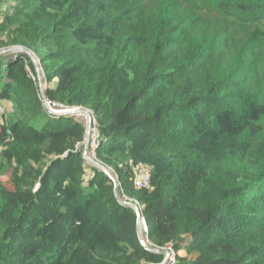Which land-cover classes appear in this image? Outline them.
I'll return each instance as SVG.
<instances>
[{
  "label": "trees",
  "instance_id": "16d2710c",
  "mask_svg": "<svg viewBox=\"0 0 264 264\" xmlns=\"http://www.w3.org/2000/svg\"><path fill=\"white\" fill-rule=\"evenodd\" d=\"M13 47L49 101L93 114V155L149 247L264 264V0H0ZM0 104V264L163 261L84 159L85 124L47 112L26 54L0 55Z\"/></svg>",
  "mask_w": 264,
  "mask_h": 264
},
{
  "label": "water",
  "instance_id": "95a60500",
  "mask_svg": "<svg viewBox=\"0 0 264 264\" xmlns=\"http://www.w3.org/2000/svg\"><path fill=\"white\" fill-rule=\"evenodd\" d=\"M7 51H9V52H20V53L26 54L27 56H29L31 58V60L35 64L38 85H39V89L41 92V98L46 99L47 94H46V88H45V83H44V79H43V72H42V69L40 66V62L37 59V57L35 55H33L32 52H30L28 49H26L24 47H13V48L8 49ZM7 51L0 52V55L6 53ZM80 110H82V111H80ZM47 112L50 115L56 116V117L79 116L82 114H84L85 116L88 117L87 134H86V139L83 143V157H84V159L93 167H96L99 170H101L102 172H104L109 177V179L113 182L115 197L118 200V202L120 203V205L125 206V207H130L136 212V215L138 218L139 240H140L141 245L145 248V250L152 253V254L163 255L165 259L168 258L170 255L169 251L164 250V249H158L155 247H149L147 245V242H145V240L143 239L142 234L140 233V227H141V224L143 223L145 225L147 231H148L147 223L144 219H142L140 208L136 202H134V201H132L126 197L121 198L118 195L117 189H118V185H119V178L107 166H105L98 159H96L95 155H93L94 158L89 155L90 151L88 148L90 146V133L92 130V124H93V120H94L93 114L90 112V110H87L85 108H78V109L71 110L70 112L60 113L57 115L51 114L48 110H47ZM149 264H154V263H149ZM159 264H164V263L162 262Z\"/></svg>",
  "mask_w": 264,
  "mask_h": 264
},
{
  "label": "built area",
  "instance_id": "2783aa9c",
  "mask_svg": "<svg viewBox=\"0 0 264 264\" xmlns=\"http://www.w3.org/2000/svg\"><path fill=\"white\" fill-rule=\"evenodd\" d=\"M42 101H43L46 109L53 115H57L60 113H65V112H70L71 110H74V108L73 109H70V108L64 109V108L58 107L56 104L49 101L47 96H46V99L42 98ZM53 109H56V110H53ZM75 109H78V108H75ZM0 111H1V107H0ZM96 132L97 131L94 129L93 138H92L91 143H90L91 152H94V150L99 145L98 135ZM2 151H3V148L0 147V156H1ZM134 181H135V185L137 186V188H139V189L148 188L150 185V169H149V167L141 166L138 169H136ZM164 250L169 251L170 255L168 258H166V259L164 258L162 262L164 264H175L176 263L175 251L170 247L167 249H164Z\"/></svg>",
  "mask_w": 264,
  "mask_h": 264
},
{
  "label": "rangeland",
  "instance_id": "374dc122",
  "mask_svg": "<svg viewBox=\"0 0 264 264\" xmlns=\"http://www.w3.org/2000/svg\"><path fill=\"white\" fill-rule=\"evenodd\" d=\"M44 79V78H43ZM45 83V81H44ZM46 85V83H45ZM50 106V105H49ZM0 107H1V111H0V114H3L6 110H7V107L6 105H3V104H0ZM53 110H56V109H53ZM77 119H79L81 122H83L85 124V127L87 128V125H88V120L86 117L84 116H76ZM94 124V123H93ZM93 124H92V130H91V133H90V143H91V140L93 138V134H94V128H93ZM90 147V146H89ZM89 149V148H88ZM89 155L91 157H93V152H89ZM94 158V157H93ZM111 170V169H110ZM112 171V170H111ZM113 172V171H112ZM4 183L6 186L10 187V184H8V181L6 179H3L1 176H0V183ZM147 229L145 227V225L142 223V226H141V231L140 233L142 234V237L143 239L145 240V242H147Z\"/></svg>",
  "mask_w": 264,
  "mask_h": 264
},
{
  "label": "bare ground",
  "instance_id": "6f19581e",
  "mask_svg": "<svg viewBox=\"0 0 264 264\" xmlns=\"http://www.w3.org/2000/svg\"><path fill=\"white\" fill-rule=\"evenodd\" d=\"M80 111H82V110H80ZM79 116H84V117H86V118H87V120H88V117H87V116H85L84 114H82V115H79ZM141 226H142V224H141ZM140 231H141V227H140Z\"/></svg>",
  "mask_w": 264,
  "mask_h": 264
}]
</instances>
